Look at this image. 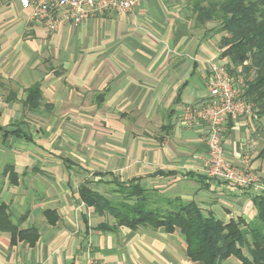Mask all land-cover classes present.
<instances>
[{
  "label": "crops",
  "instance_id": "1",
  "mask_svg": "<svg viewBox=\"0 0 264 264\" xmlns=\"http://www.w3.org/2000/svg\"><path fill=\"white\" fill-rule=\"evenodd\" d=\"M189 1L140 0L56 30L15 0H0V203L30 232L0 230V264H198L178 230L98 229L79 197L86 184L136 182L169 197L193 199L228 220L252 216L249 192L206 178L207 125L182 122L184 106L207 99L208 61L217 57L216 25H196ZM39 88L37 108L26 90ZM223 145L239 166L244 154L264 178V115L227 119ZM197 155V158H194ZM221 264H240L230 256Z\"/></svg>",
  "mask_w": 264,
  "mask_h": 264
},
{
  "label": "trees",
  "instance_id": "2",
  "mask_svg": "<svg viewBox=\"0 0 264 264\" xmlns=\"http://www.w3.org/2000/svg\"><path fill=\"white\" fill-rule=\"evenodd\" d=\"M190 10L196 25L212 22L216 25L215 32L223 33L218 56L228 59L225 66L229 74L235 76L246 97L256 104L258 114L264 115V0H192ZM26 94L25 104L37 108L41 102L39 88L32 86ZM260 153L264 157V148ZM0 175L6 176L9 184L17 183L12 164H6ZM106 184L109 185L106 193L86 184L78 188L85 205L112 219V223L100 222L98 229L148 226L167 233L178 230L185 244L184 254L190 261L221 264L234 256L240 264H264V195L251 196L250 219L240 215L224 220L213 212L204 213L193 199L169 197L136 179L113 178ZM0 230L9 231L12 238L30 232L12 222L3 202Z\"/></svg>",
  "mask_w": 264,
  "mask_h": 264
},
{
  "label": "built area",
  "instance_id": "3",
  "mask_svg": "<svg viewBox=\"0 0 264 264\" xmlns=\"http://www.w3.org/2000/svg\"><path fill=\"white\" fill-rule=\"evenodd\" d=\"M30 10L32 19L56 30L62 23L82 25L89 17L106 12L130 11L140 0H15ZM207 99L200 106L185 105L181 120L190 124L194 119L207 125V152L200 156L201 170L206 178L222 181L252 195H264V178L250 166L246 153L239 166L226 156L223 134L226 120L244 116L257 118L258 108L248 99L245 90L229 74L223 63L208 61L206 77ZM194 155V158H197ZM86 264H92L88 259Z\"/></svg>",
  "mask_w": 264,
  "mask_h": 264
},
{
  "label": "rangeland",
  "instance_id": "4",
  "mask_svg": "<svg viewBox=\"0 0 264 264\" xmlns=\"http://www.w3.org/2000/svg\"><path fill=\"white\" fill-rule=\"evenodd\" d=\"M189 4H191L190 1H189ZM191 22L194 23V20H191ZM222 34H223V33H218V32L215 33V36H216V43H217V44L219 43V40H220V37L222 36ZM217 58H218V57H217ZM217 58L214 59V60H215V61H218ZM225 62H226V63H224V61H221L220 63H223L224 65H226L227 62H228V59L225 58ZM225 67H226V66H225ZM234 78H235V76H233V79H234ZM117 198H119V196H118Z\"/></svg>",
  "mask_w": 264,
  "mask_h": 264
}]
</instances>
